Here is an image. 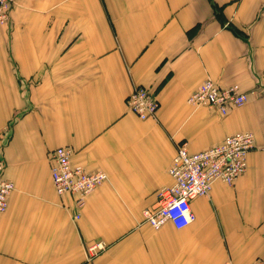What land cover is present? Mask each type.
Returning <instances> with one entry per match:
<instances>
[{
  "label": "crops",
  "instance_id": "crops-1",
  "mask_svg": "<svg viewBox=\"0 0 264 264\" xmlns=\"http://www.w3.org/2000/svg\"><path fill=\"white\" fill-rule=\"evenodd\" d=\"M0 24V264H254L264 259V0H14ZM247 101L222 114L189 96L206 79ZM138 85L159 101L142 119ZM255 134L234 184L191 201L196 219L154 228L144 211L171 184L177 147L207 149ZM107 180L74 197L51 176L58 146ZM99 244L93 254L89 247Z\"/></svg>",
  "mask_w": 264,
  "mask_h": 264
},
{
  "label": "built area",
  "instance_id": "built-area-1",
  "mask_svg": "<svg viewBox=\"0 0 264 264\" xmlns=\"http://www.w3.org/2000/svg\"><path fill=\"white\" fill-rule=\"evenodd\" d=\"M14 0H0V24H7L14 6ZM248 94L241 90L239 84L222 86L212 79L204 80L192 92L188 101L197 106L217 108L227 114L233 108L242 106ZM131 110L140 118H155L159 101L147 87L138 85L127 100ZM255 147V134L252 131H239L207 149L192 152L187 142L178 145L171 162L169 173L172 182L161 187L157 192L154 208L144 211V218L154 228H160L171 222L176 228L191 224L196 215L191 201L199 196L207 195L217 179L232 185L243 174L248 166V153ZM74 148L68 145L58 146L51 157V176L56 192L59 195L70 194L74 197L76 212L74 220L81 216L86 205L87 196L108 178L106 171H86L72 161ZM4 163L0 159V212H5L9 205V197L15 184L3 179L1 174ZM100 248L99 244L89 247L91 254ZM225 264H233L230 260ZM254 264H264V259H257Z\"/></svg>",
  "mask_w": 264,
  "mask_h": 264
}]
</instances>
